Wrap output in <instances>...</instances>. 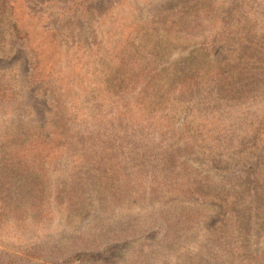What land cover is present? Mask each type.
I'll return each mask as SVG.
<instances>
[{
    "label": "rangeland",
    "instance_id": "1",
    "mask_svg": "<svg viewBox=\"0 0 264 264\" xmlns=\"http://www.w3.org/2000/svg\"><path fill=\"white\" fill-rule=\"evenodd\" d=\"M47 1L26 0L37 13L30 20L19 17L21 0H0V264L202 263L226 226L227 206L173 190L153 167L160 159L169 179L193 171L219 187L240 180L246 194L264 180V0H80L72 12L62 10L68 0ZM160 8L170 13L157 26ZM15 18L35 38L55 29L65 52L78 42L94 47L97 73L79 89L74 112L45 87L51 60L35 75L34 53L11 29ZM150 75L140 108L149 135L129 132L123 146L114 136L124 132L120 106L135 104ZM191 85L199 89L189 102L175 97ZM229 86L242 102L219 101ZM206 123L217 142L209 143ZM229 127L236 131L224 139L220 130ZM85 133L89 140L80 141ZM107 133L108 141L93 137ZM36 142L53 149L38 152L50 160L14 158L22 148L35 156ZM262 244L257 234L250 248Z\"/></svg>",
    "mask_w": 264,
    "mask_h": 264
},
{
    "label": "trees",
    "instance_id": "2",
    "mask_svg": "<svg viewBox=\"0 0 264 264\" xmlns=\"http://www.w3.org/2000/svg\"><path fill=\"white\" fill-rule=\"evenodd\" d=\"M22 4L18 5L19 8L23 7V13L19 17L28 16L35 20V14H37L34 10L31 9V4L26 0H21ZM80 0H68L66 4H64L62 10L64 12H72V8H74ZM89 0H86V2ZM47 5H52L53 7H57V0H49L46 2ZM158 10L155 12V16L152 18V23L154 25L160 26L161 21L166 20L165 15L170 13L169 9ZM11 29L13 34L18 38L23 39L27 47H29L34 53V71L36 76L42 75L44 72L42 65L51 60L52 65L49 67L47 75L43 80L45 83V87L49 88L53 95L55 94V100L59 103L62 110L74 112L75 108H79L77 104V93L83 90H87L91 87L92 82L91 78L97 72L94 71L93 66V57L95 56L94 47L91 45H85L82 42H78L72 47L69 48L68 51H63L62 47L58 43V33L54 29H40V33H38V37L35 38L33 35L36 33L35 28H26L21 22L20 19L15 18L13 20ZM44 39H41V38ZM42 41V42H40ZM36 46V48H34ZM258 63H264V61H259ZM262 65V64H261ZM157 71H155V74ZM154 78L153 75L146 77L145 80L140 82V86L136 92H134L133 99H135V104L130 106L129 103H125L121 105V113L119 114L118 120L123 122V130L124 132L118 130V134H114L115 140L123 139V146L127 143L129 139V132L133 135L139 134L141 137L139 139H143L144 135H149L148 125L144 124V121L141 119L143 116L140 108L142 106V102H144V94L146 97V93L151 88V82ZM215 82L212 84V88L214 90L220 89V82H217L218 78H215ZM132 86V90L135 89V84H129ZM196 87V88H195ZM236 86H229L226 90L228 98L219 99L220 102H225L228 104H237L243 101V98H236ZM80 89V90H79ZM126 89V88H125ZM123 87V91H125ZM198 86L191 85L187 88L186 92L185 86L180 87L179 89H175L173 93H175V97H183L185 96L184 102H189L196 94L198 93ZM79 90V91H78ZM144 92V94H142ZM242 92L243 88H242ZM3 92L0 91V96ZM221 92L219 91L218 94ZM245 94V93H244ZM143 96V98H141ZM123 111V112H122ZM67 113V112H66ZM78 113V112H77ZM68 114L73 115L68 112ZM91 115L79 117L76 114L75 119L78 122L91 120L89 118ZM101 117V116H100ZM104 121V120H101ZM257 121L253 122L255 125ZM225 124L221 125L224 126ZM207 129V133L210 137H213L211 142H217L215 138L213 130L210 129L209 123L205 124ZM252 127V126H251ZM218 131V127H217ZM220 130V134L224 135V139L231 136L233 132L236 130L229 127L228 130ZM91 135V134H90ZM111 134L107 133L103 136L101 135H93L95 140H99L102 137V140L108 141L109 136ZM37 140V139H36ZM89 140L88 133H85L81 136L80 141ZM190 140V138H188ZM113 141V140H112ZM37 142H40L37 140ZM33 143L32 146H36L40 143ZM237 146L232 149H237L240 146L238 141H235ZM67 143V142H62ZM61 144V146H64ZM258 144V142H257ZM43 144L36 146V155L30 158L29 149H16L14 153V158H20L23 160H50L48 155H44L38 153L39 150H53L52 148H41ZM20 146H18L19 148ZM258 148V146L256 147ZM165 153H169L165 150ZM226 153V152H224ZM169 154L166 158V161H172ZM58 158V157H57ZM54 158V159H57ZM53 160V159H52ZM11 161V159H10ZM184 165V164H183ZM164 167L160 164V159H158L153 167L154 178L156 180L165 181L168 186H173V190L176 187L184 188L191 193L200 196L202 199H213L217 202L224 203L229 211L228 220L226 226L221 232L220 237L213 244L208 246V252L201 253L199 255L200 259H203L200 264H264V180L257 181L253 188L245 193V183L240 180L232 181V182H224L223 187L214 186L211 181L208 182V177H201V180L193 177V171H189L184 174L185 179H177L173 177L169 179L170 175H172V171L162 172ZM197 176V175H196ZM199 177V176H198ZM167 178V179H166ZM203 180V181H202ZM185 190V191H186ZM208 216L202 218L203 221L208 220ZM168 233L166 237L168 239H172L176 234L170 232L171 228H167ZM257 234L261 235L263 244L262 248L259 251H254L250 248V241Z\"/></svg>",
    "mask_w": 264,
    "mask_h": 264
}]
</instances>
